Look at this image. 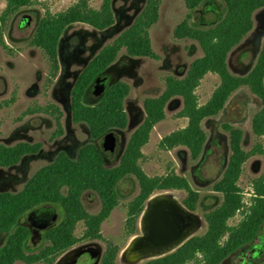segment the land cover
Masks as SVG:
<instances>
[{"label": "trees", "instance_id": "obj_1", "mask_svg": "<svg viewBox=\"0 0 264 264\" xmlns=\"http://www.w3.org/2000/svg\"><path fill=\"white\" fill-rule=\"evenodd\" d=\"M0 1L6 3L0 19L2 26L20 10L32 5V0ZM162 1L147 0L133 24L100 50L74 84L71 91L72 121L74 124H85L93 140H99L113 130H126L128 126L125 101L130 87L126 83L117 82L109 86L96 103H87V97L93 93L95 82L104 77L122 51L132 58L157 59L150 32L159 21ZM184 1L189 11L207 3L224 7L215 24L195 28L190 24L191 16L188 15L174 31L176 39L196 42L203 56L191 63L183 79L168 77L161 96L144 101V121L131 135L117 166L107 168L102 149L88 144L79 150L74 160L66 153H60L53 163L35 173L20 192L0 193V234H8L4 246L0 248V264H54L59 256L76 245L102 240V225L118 206L117 186L127 177L135 178L139 185L138 195L128 206V235L136 233L146 203L158 193H187L182 203L189 211L195 212L199 195L185 178L173 173L149 177L139 165L144 158L143 148L148 144L153 129L165 120L166 107L174 98L179 97L183 101L179 117L187 120V126L163 138L159 144L161 150L185 148L193 161L199 160L207 143L203 122L218 116L231 96L242 88L248 89L260 101L261 109L252 119V132L256 137H264V45L255 66L247 75L235 76L228 67L230 53L253 30L254 14L264 9V0ZM112 3L113 0H103L100 9L95 10L86 0H81L65 12L56 15L47 13L39 22L30 45L43 51L52 69L57 72L59 44L65 31L76 24L97 31L110 29L116 23ZM208 74L217 75L220 84L210 100L201 106L196 91ZM40 111L51 114L56 120L57 131L52 139L62 137L63 113L54 106ZM223 128L229 133L231 156L222 179L213 188L223 200L218 208L204 216L206 233L191 238L174 253L145 264H222L258 236L264 225V175L253 181L254 197L249 207L244 204L238 183L244 165L262 150L258 147L246 153L242 149V130L229 124ZM42 148L41 143L0 144V168L16 166L24 157L37 155ZM88 192L96 194L101 201V210L96 215L84 208L82 198ZM47 209L56 210L59 214L56 224L43 234L48 245L37 253L27 254L25 246L32 234L25 220L31 214ZM241 213L243 220L237 226H230L229 221ZM80 223L84 225V231L81 237H77L76 229ZM119 252L117 246L108 244L100 264H116Z\"/></svg>", "mask_w": 264, "mask_h": 264}, {"label": "rangeland", "instance_id": "obj_2", "mask_svg": "<svg viewBox=\"0 0 264 264\" xmlns=\"http://www.w3.org/2000/svg\"><path fill=\"white\" fill-rule=\"evenodd\" d=\"M80 1L32 0L31 6L20 10L5 26L0 22V144L14 146L24 142L43 145L37 155L24 157L16 166L0 168V193L20 192L35 173L53 163L60 153L64 152L74 160L79 150L88 144L102 149L107 168L117 166L131 135L144 121V101L161 96L168 77L183 79L191 63L203 56L196 42L175 38L176 27L189 15L193 27L204 28L210 24L204 21V13L218 19L224 12L221 4L210 3V7L203 5L195 11H189L184 0H163L159 21L150 32L157 59L132 58L125 51L120 53L103 78L106 88L117 82H124L130 87V94L125 101L128 126L126 130L111 132L116 139V147L114 154L107 157L103 148L104 137L93 140L85 124L73 123L71 91L87 64L133 24L147 0H113L116 23L106 31H97L81 24L70 26L59 44V70L55 72L43 51L32 47L30 42L39 22L47 13L56 15L65 12ZM86 1L91 8L99 10L103 0ZM5 9L6 3L0 1V19ZM263 45L264 9H261L254 14L253 30L230 53L229 71L235 76L247 75L255 66ZM219 84L220 79L215 74H208L202 80L196 91L199 105L203 106L210 100ZM100 98L93 92L87 97V103H96ZM52 106L63 113V135L54 140L52 137L57 131L56 120L51 114L40 111ZM182 108L183 101L179 97L169 102L165 110L166 118L153 129L148 144L142 150L144 158L139 165L149 177H163L172 173L183 177L192 190L198 193L197 210L193 212L200 221L199 228L193 234L196 237L207 231L204 216L222 204V196L213 188L222 179L231 156L229 133L223 128L225 124L242 130V149L246 153L258 147L262 150V153L255 154L244 165L238 183L244 204L247 207L251 205L254 197L253 181L264 175V137H256L252 132V119L260 111L261 104L246 88L234 93L218 116L203 122L207 143L197 161L191 159L185 148L171 151L159 148L163 138L187 126V120L179 117ZM138 193L139 185L135 178L127 177L121 181L117 186L118 206L102 225V240L78 244L59 256L54 264H63L74 251L87 249L94 253L100 250L101 257L91 262L94 264L97 261L99 264L108 244L120 250L116 264H145L158 259H139L136 254L129 252L133 239L143 235L140 220L134 235L126 232L128 206ZM161 193L174 197L181 204L187 198V193L183 191ZM82 201L88 213L96 215L100 212L101 201L96 194L88 192ZM147 205L148 202L145 208ZM54 213L58 215V211ZM242 220L241 213L231 219L229 225L237 226ZM83 231L84 225L80 223L76 236L81 237ZM7 238L8 234H0V248ZM46 245L48 242L41 234L27 242L25 252L34 254ZM222 264H264V225L252 243L239 249Z\"/></svg>", "mask_w": 264, "mask_h": 264}, {"label": "water", "instance_id": "obj_3", "mask_svg": "<svg viewBox=\"0 0 264 264\" xmlns=\"http://www.w3.org/2000/svg\"><path fill=\"white\" fill-rule=\"evenodd\" d=\"M210 7V3L205 4ZM206 23L215 24L218 19L203 14ZM105 79L99 78L94 85V94L103 96L107 88ZM102 84V85H101ZM116 139L112 133L104 137L103 148L105 155L110 157L114 154ZM55 210L47 209L30 215V220L38 228H45L57 220ZM141 227L144 236L135 239L131 246L144 259L161 258L174 253L189 241L200 226L199 219L183 204L166 193L153 195L148 200L141 218Z\"/></svg>", "mask_w": 264, "mask_h": 264}, {"label": "flooded vegetation", "instance_id": "obj_4", "mask_svg": "<svg viewBox=\"0 0 264 264\" xmlns=\"http://www.w3.org/2000/svg\"><path fill=\"white\" fill-rule=\"evenodd\" d=\"M57 218H59V214L57 215ZM56 222L53 223V224H48L45 228L41 229V228H38L36 226V224L30 220V215H29L26 218L25 223H26V226L30 229V232L32 234V237H31L30 240H33L35 237H37V236L39 237L41 234H44V232H46L51 227H53L56 224ZM143 236H144V232H143V235L141 237H143ZM137 238H140V237H136L135 239H137ZM135 239H133V241ZM90 243H92V242H90ZM129 252L136 254L139 259H144L138 252H136L134 250V248L131 245L129 247ZM99 257H101L100 250L97 253L92 252V250H90V249L89 250L87 249V250H84V251L83 250H79V251H74L69 258L67 257L63 264H91V262L94 259L99 258ZM102 258H103V256H102ZM102 258H101V260H102ZM100 263H101V261H100ZM94 264H98L97 261Z\"/></svg>", "mask_w": 264, "mask_h": 264}]
</instances>
